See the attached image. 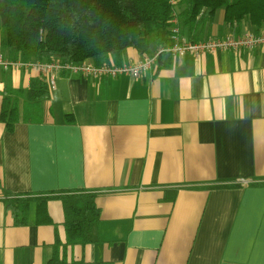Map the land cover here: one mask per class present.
<instances>
[{"label":"crops","instance_id":"crops-1","mask_svg":"<svg viewBox=\"0 0 264 264\" xmlns=\"http://www.w3.org/2000/svg\"><path fill=\"white\" fill-rule=\"evenodd\" d=\"M264 30L224 9L202 39ZM144 57L126 50L125 62ZM35 67L0 66L7 88L30 89ZM23 97L19 98L23 117ZM97 190L98 241L69 261L100 264H264V46L163 54L140 77L62 72L40 122L0 119V264H47L65 242L62 201L52 223L16 225L6 193Z\"/></svg>","mask_w":264,"mask_h":264},{"label":"trees","instance_id":"trees-1","mask_svg":"<svg viewBox=\"0 0 264 264\" xmlns=\"http://www.w3.org/2000/svg\"><path fill=\"white\" fill-rule=\"evenodd\" d=\"M219 9L226 23L247 18L257 30L264 25V0H0V54L10 61L61 62L90 60L95 64H123L126 50L136 48L151 55L159 46L172 43L173 18L182 33L202 41V31ZM258 32V31H257ZM0 119L12 130L22 118L40 122L50 87L45 76L32 80L30 89L7 88ZM23 97V117L19 98ZM6 193V207L16 225L28 224L32 202L36 222L52 223L48 202L62 201L66 241L56 236L47 264H100L69 261L74 245L98 241L101 209L97 190H66L59 193Z\"/></svg>","mask_w":264,"mask_h":264},{"label":"built area","instance_id":"built-area-1","mask_svg":"<svg viewBox=\"0 0 264 264\" xmlns=\"http://www.w3.org/2000/svg\"><path fill=\"white\" fill-rule=\"evenodd\" d=\"M173 23L172 43L168 46H159L151 55H145L136 62H124L123 64L104 62L99 65L90 60L66 63L58 60L22 62L20 60H7L0 54V66L5 69L29 66L35 67L45 73L50 90H52L56 88V79L62 72L81 73L85 76L97 79L102 77L116 78L124 75L140 77L148 71L163 54H171L173 56L193 54L197 58H200L207 51L232 50L240 52L244 49L250 50L258 46H264V30L194 41L183 35L177 16L173 18Z\"/></svg>","mask_w":264,"mask_h":264}]
</instances>
